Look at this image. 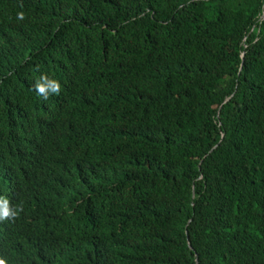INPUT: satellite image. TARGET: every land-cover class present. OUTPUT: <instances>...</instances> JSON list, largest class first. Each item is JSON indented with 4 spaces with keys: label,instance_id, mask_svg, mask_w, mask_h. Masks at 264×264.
Masks as SVG:
<instances>
[{
    "label": "trees",
    "instance_id": "obj_1",
    "mask_svg": "<svg viewBox=\"0 0 264 264\" xmlns=\"http://www.w3.org/2000/svg\"><path fill=\"white\" fill-rule=\"evenodd\" d=\"M0 197L8 264H264V0H0Z\"/></svg>",
    "mask_w": 264,
    "mask_h": 264
},
{
    "label": "clouds",
    "instance_id": "obj_2",
    "mask_svg": "<svg viewBox=\"0 0 264 264\" xmlns=\"http://www.w3.org/2000/svg\"><path fill=\"white\" fill-rule=\"evenodd\" d=\"M18 20H24L25 14L24 12H19L17 14ZM35 91L47 99L49 94H59L61 85L55 79H50L47 76H41L35 83ZM22 207H17L16 210L10 206L9 200L5 197H0V221L7 220L9 218H14L19 215V212L22 211ZM0 264H8L7 260L4 258H0Z\"/></svg>",
    "mask_w": 264,
    "mask_h": 264
}]
</instances>
